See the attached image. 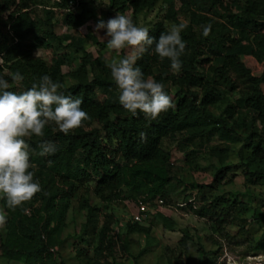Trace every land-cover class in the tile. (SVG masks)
Here are the masks:
<instances>
[{
	"label": "trees",
	"instance_id": "16d2710c",
	"mask_svg": "<svg viewBox=\"0 0 264 264\" xmlns=\"http://www.w3.org/2000/svg\"><path fill=\"white\" fill-rule=\"evenodd\" d=\"M47 1L0 0V55L4 59L0 67H5L11 75L16 72L23 75L19 88L12 86L9 89L17 94L30 88L41 76H50L62 85L59 90L62 94L83 99L81 107L90 119L68 135L53 131L54 125H51L45 128L44 137L25 138L32 164L29 170L34 172L41 191L14 210L0 198L1 210L14 220L12 225L6 219L4 225L6 231L0 241V252L4 258L24 264H55L54 253L50 249L59 242L71 195L76 184H83L90 178L94 180L92 192L102 202L127 198L135 202L139 196L152 201L157 193L164 196L165 186L172 177L171 153L162 147V141L180 131L187 132L189 139L217 133L225 142L223 147L211 146L205 152L207 160L209 157L216 159V163H211L214 167L213 184H220L230 170V165L225 163L230 154H235L238 163L243 165L242 174L249 183L264 182V131L257 133L254 128L256 122L264 128V0L234 1L236 11L229 9L222 14L223 23H214L209 17V12L216 11L219 6L226 8L221 0H177L180 3L177 9L176 0H165L166 18L179 25L178 14L183 13L188 20L187 28L181 32L186 49L181 57L180 72L170 75L177 90L173 92L164 85L174 107L154 120L146 118L143 113L132 116L123 109L119 103L120 91L112 79L110 68L104 63L100 65L91 53L85 51L84 39L78 37L73 39L74 42L64 43L63 38L54 33L51 21L37 14V7ZM157 1L108 0L113 10L121 14L129 11L134 23L139 13L151 10ZM72 2L77 3L73 10L69 9ZM44 12L58 15L67 29H77L98 18L106 21L111 15L108 9H101L94 0H54L52 8L44 9ZM208 24L212 26L211 33L204 37L201 26ZM162 32L168 30L159 21L153 25L149 35L158 37ZM30 33L33 40L27 43L25 40ZM85 37L96 41L90 32ZM249 39L256 44L250 43ZM52 46L61 50L51 63L35 54L38 49ZM70 47L74 52H81L80 65L75 71L63 74L62 64L66 58L73 57L68 53ZM202 48L208 56L202 57ZM245 56L263 64L259 75L244 63ZM209 60L213 63L205 67L203 63ZM87 64L92 71L91 79L87 78ZM135 66L141 69L145 78L152 77L157 82H161L163 73L172 71L170 61L160 59L152 49L137 59ZM67 77L74 81L67 82ZM237 81L243 82L244 86L238 92L236 104L252 117L244 133L227 123L228 116L233 115L234 105L225 107L224 113L228 116L215 115L209 110L210 106L228 103V94H225L237 88ZM223 85L228 89L223 90L220 87ZM96 90L107 93V97L100 101ZM141 132L146 134V139H141ZM44 140L57 145L55 154L39 155V144ZM197 152L185 153L184 163L195 164L197 169ZM212 183L198 188L203 191ZM220 200L221 196L217 195L199 209L194 208L192 201L187 207L204 216L214 212ZM83 205L89 214L94 211L89 201L85 200ZM158 216L166 227H171L166 217ZM224 221V218L216 217L217 223ZM136 224L133 221L128 223V231L145 230Z\"/></svg>",
	"mask_w": 264,
	"mask_h": 264
},
{
	"label": "rangeland",
	"instance_id": "374dc122",
	"mask_svg": "<svg viewBox=\"0 0 264 264\" xmlns=\"http://www.w3.org/2000/svg\"><path fill=\"white\" fill-rule=\"evenodd\" d=\"M54 0L37 7V14L47 18L53 24L56 35L63 38L64 43L74 42L73 39L82 38L85 51L92 54L98 63L107 67L113 60H119L132 55L133 50L126 48L120 51L109 49L104 30L94 31L97 21H90L77 29H67L56 15H48L44 9L52 8ZM101 9L109 10L110 18L116 15L130 16L126 11H119L109 7L108 0H94ZM226 8L209 12V17L214 23H223L227 10L236 11L233 2L237 0H221ZM240 1V0H239ZM176 2V9L180 5ZM54 9V8H53ZM167 4L165 0H158L151 10H144L137 15L135 24L146 27L149 32L156 22H162L169 31L177 22L165 17ZM180 23L188 20L183 13L178 14ZM197 29V28H196ZM90 32L92 37L100 44H96L92 38L85 37ZM264 32V30L262 31ZM33 40L32 33L27 36L25 42ZM250 43H256L249 39ZM102 44V45H101ZM73 47L68 50L73 57L66 58L62 64V73H71L80 65L81 52H74ZM203 56H208L205 48ZM61 50L59 47L38 49L35 54L51 63L53 57ZM206 52V53H205ZM1 56V55H0ZM212 59V56H209ZM244 63L255 75H259L263 64L258 63L252 57H243ZM213 61L204 62L207 67ZM103 64V65H104ZM2 66V64H0ZM87 78H92L90 65H86ZM99 68V67H98ZM108 69V68H107ZM110 71V69H109ZM111 72V71H110ZM163 73L161 83L168 86L173 92L177 90L175 82L170 77L172 71ZM0 76L9 80L12 84L11 74L5 67H0ZM231 77L233 75L231 74ZM67 82L74 81L67 77ZM160 82V81H159ZM238 86L233 91H227L228 103L223 102L220 106H210L209 110L215 115L224 113L227 104L234 105L233 115L228 116V125H234L235 129L245 132L252 121L247 110L236 104L239 91L243 88V82L237 81ZM16 88L15 84H12ZM223 90L228 87L220 86ZM264 89V87H263ZM96 97L102 101L107 93L96 90ZM237 106V107H236ZM244 124V125H243ZM246 125V126H245ZM255 131L262 133L264 128L254 124ZM243 132V133H244ZM225 142L219 134L213 133L210 137L204 136L194 139L188 138V133L180 131L172 134L162 141V147L171 153L170 174L171 181L165 186V194L157 193L150 201L148 217L136 225L143 227L144 231H128V223H131V213L135 212V202L124 199L110 202H102L92 192L94 180L90 178L83 184H76L70 203L65 214V226L54 245L55 264H264V182L249 183L242 174L243 165L238 163L235 154H230L225 161L230 165V170L220 184H213L215 157L207 160L205 152L211 146L223 147ZM238 145V144H237ZM237 145H235L237 147ZM197 150L198 168L195 164L190 166L184 163V154ZM60 182V181H59ZM211 187L203 191L199 185L211 184ZM123 191H127L123 187ZM221 196V200L214 212L200 216L190 211L187 204L192 201L195 209L208 204L215 196ZM163 202L159 203L158 199ZM89 201L94 207L90 214L84 201ZM38 204V203H37ZM36 205V204H34ZM214 209V208H213ZM0 212H3L0 207ZM224 212L227 214L225 215ZM4 213V212H3ZM5 214V213H4ZM158 214L163 215L171 223L166 227ZM6 215V214H5ZM216 217L225 219L222 223L216 222ZM10 224H14L11 217L6 216ZM5 225V224H4ZM4 225L0 227V241L5 234ZM0 264H24L17 261H9L0 252Z\"/></svg>",
	"mask_w": 264,
	"mask_h": 264
},
{
	"label": "clouds",
	"instance_id": "9594fccd",
	"mask_svg": "<svg viewBox=\"0 0 264 264\" xmlns=\"http://www.w3.org/2000/svg\"><path fill=\"white\" fill-rule=\"evenodd\" d=\"M201 27L202 35L208 37L211 24ZM186 28V23L174 24L168 32L152 37L146 27L137 26L127 15H116L106 21L97 19L94 31L104 30L109 49L133 50L132 55L113 60L108 65L120 91L119 103L132 116L143 113L146 118L154 120L174 107L172 97L164 91V84L152 77L145 78L135 62L152 49L160 59L167 58L173 74H178L186 49L181 32ZM3 63L4 59L0 56V64ZM23 80L19 72L11 75L12 84L16 86ZM12 84L0 76V198L5 199L7 207L14 210L41 191L34 172L29 170L32 164L25 138H42L45 128L51 125H54L53 131L68 135L83 127L90 117L81 107L83 99L62 94L59 91L62 85L48 75L41 76L19 94L9 90ZM140 137L146 139V134L141 132ZM39 147L40 156L53 155L58 150L55 143L47 140ZM48 163L51 164V161ZM5 223L6 215L0 212V227Z\"/></svg>",
	"mask_w": 264,
	"mask_h": 264
},
{
	"label": "built area",
	"instance_id": "2783aa9c",
	"mask_svg": "<svg viewBox=\"0 0 264 264\" xmlns=\"http://www.w3.org/2000/svg\"><path fill=\"white\" fill-rule=\"evenodd\" d=\"M77 3H70L69 9L73 10L75 9ZM159 203H162L163 200L160 198L158 199ZM150 201L147 200L146 196H139L135 200V212L131 213L130 220L133 222H143L149 215L150 212ZM28 212V210H26ZM53 253H55V247L50 249Z\"/></svg>",
	"mask_w": 264,
	"mask_h": 264
}]
</instances>
